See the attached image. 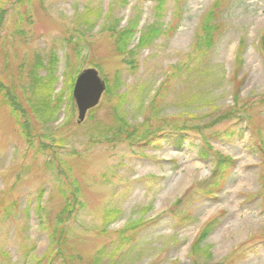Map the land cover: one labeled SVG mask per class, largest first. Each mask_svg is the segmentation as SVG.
<instances>
[{"label": "rangeland", "instance_id": "rangeland-1", "mask_svg": "<svg viewBox=\"0 0 264 264\" xmlns=\"http://www.w3.org/2000/svg\"><path fill=\"white\" fill-rule=\"evenodd\" d=\"M0 264H264V0H0Z\"/></svg>", "mask_w": 264, "mask_h": 264}, {"label": "water", "instance_id": "water-1", "mask_svg": "<svg viewBox=\"0 0 264 264\" xmlns=\"http://www.w3.org/2000/svg\"><path fill=\"white\" fill-rule=\"evenodd\" d=\"M104 91L105 84L95 70L88 69L78 75L72 94L77 108L78 123L84 121L89 110L97 107Z\"/></svg>", "mask_w": 264, "mask_h": 264}, {"label": "trees", "instance_id": "trees-1", "mask_svg": "<svg viewBox=\"0 0 264 264\" xmlns=\"http://www.w3.org/2000/svg\"><path fill=\"white\" fill-rule=\"evenodd\" d=\"M160 6H158V9H159ZM152 28V27H151ZM208 29H211V30H214V28L212 26H209ZM156 32H158V30L156 29L155 30H152V33H153V37L156 36ZM132 35V31L131 30H125L124 32H122L119 36H117V39L115 41V44H116V49H118L119 52L122 51V48L123 47H126V44H128V41L129 39H131V36ZM139 44L135 47H142V45L144 44H147L149 41L146 39V37H141L139 40H138ZM212 44V34L209 33V37L207 39V42L204 44L205 46L209 47L210 45ZM135 51L133 50H130L128 52H126L127 54H130V56L133 55ZM131 64H134V61L131 62ZM110 90V87L108 86V82L106 81V93L109 92ZM3 103H5L15 114H22L23 113V109H22V106L20 104V102L17 100L16 96L14 94H12L9 90H7V93L3 94ZM44 104L46 103L44 101V99H42L39 104ZM54 112L50 113V117L53 116ZM50 117H47L43 123H48L49 120H50ZM216 120H214L215 122ZM24 127V131H25V134L29 135V132H28V126L27 125H23ZM228 161V162H227ZM220 162L222 163H227L230 165L231 161L229 159H222L220 160ZM62 213H65L64 209L62 211ZM210 229L208 227H205L203 229V231L201 232L200 236H199V239L198 241L195 242V245L198 244L199 241H201L202 239H204L207 234L209 233Z\"/></svg>", "mask_w": 264, "mask_h": 264}]
</instances>
